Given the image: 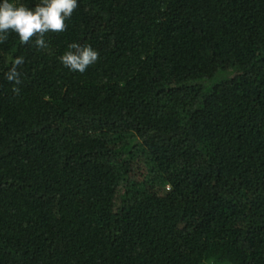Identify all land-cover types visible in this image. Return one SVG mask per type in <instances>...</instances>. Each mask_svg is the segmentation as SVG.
I'll return each instance as SVG.
<instances>
[{
	"label": "trees",
	"instance_id": "trees-1",
	"mask_svg": "<svg viewBox=\"0 0 264 264\" xmlns=\"http://www.w3.org/2000/svg\"><path fill=\"white\" fill-rule=\"evenodd\" d=\"M65 24L0 42V264H264V0H78Z\"/></svg>",
	"mask_w": 264,
	"mask_h": 264
},
{
	"label": "clouds",
	"instance_id": "clouds-1",
	"mask_svg": "<svg viewBox=\"0 0 264 264\" xmlns=\"http://www.w3.org/2000/svg\"><path fill=\"white\" fill-rule=\"evenodd\" d=\"M78 6V0H39L33 6H26L17 0H0V42L8 33H15L20 43H27L32 37L38 49L46 48V32H62L65 21ZM98 52L91 45L71 43L68 50L58 57L59 62L70 71L84 73L86 68L95 63ZM23 57L17 56L4 73V79L14 85L21 83L18 66L23 64ZM13 92H18L16 87Z\"/></svg>",
	"mask_w": 264,
	"mask_h": 264
},
{
	"label": "rangeland",
	"instance_id": "rangeland-1",
	"mask_svg": "<svg viewBox=\"0 0 264 264\" xmlns=\"http://www.w3.org/2000/svg\"><path fill=\"white\" fill-rule=\"evenodd\" d=\"M209 264H211V263H209Z\"/></svg>",
	"mask_w": 264,
	"mask_h": 264
}]
</instances>
